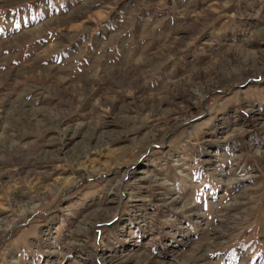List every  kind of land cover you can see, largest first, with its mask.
Listing matches in <instances>:
<instances>
[{
    "label": "rangeland",
    "instance_id": "1",
    "mask_svg": "<svg viewBox=\"0 0 264 264\" xmlns=\"http://www.w3.org/2000/svg\"><path fill=\"white\" fill-rule=\"evenodd\" d=\"M0 264H264V0H0Z\"/></svg>",
    "mask_w": 264,
    "mask_h": 264
},
{
    "label": "crops",
    "instance_id": "2",
    "mask_svg": "<svg viewBox=\"0 0 264 264\" xmlns=\"http://www.w3.org/2000/svg\"><path fill=\"white\" fill-rule=\"evenodd\" d=\"M113 50H116V48H114ZM117 55H118V54H117ZM112 58H113V56L110 55L109 60H111Z\"/></svg>",
    "mask_w": 264,
    "mask_h": 264
}]
</instances>
